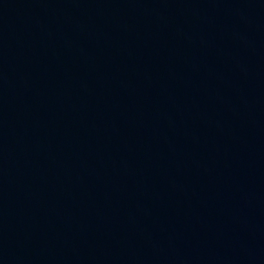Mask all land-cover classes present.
Listing matches in <instances>:
<instances>
[{"label":"water","instance_id":"1","mask_svg":"<svg viewBox=\"0 0 264 264\" xmlns=\"http://www.w3.org/2000/svg\"><path fill=\"white\" fill-rule=\"evenodd\" d=\"M0 264H264V0H0Z\"/></svg>","mask_w":264,"mask_h":264}]
</instances>
